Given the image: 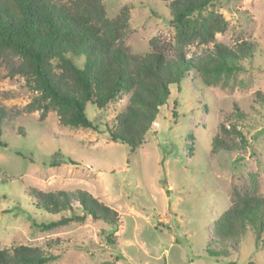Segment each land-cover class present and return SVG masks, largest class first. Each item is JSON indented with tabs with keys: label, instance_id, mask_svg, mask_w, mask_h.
Returning <instances> with one entry per match:
<instances>
[{
	"label": "rangeland",
	"instance_id": "374dc122",
	"mask_svg": "<svg viewBox=\"0 0 264 264\" xmlns=\"http://www.w3.org/2000/svg\"><path fill=\"white\" fill-rule=\"evenodd\" d=\"M109 18L128 7L130 23L124 47L132 56L151 51L150 40L172 42L169 10L157 0H102ZM228 23L216 41L235 47L255 46L243 61L245 71L217 85L205 86L196 73L171 86L146 143L135 153L111 141L108 129L127 106L128 97L105 110L89 104L87 115L98 130L62 126L57 112L40 119L28 105L35 97L16 74L19 58L0 61V108L6 110L0 147V248L39 247L58 256L49 264H264V238L252 231L238 245L220 244L212 228L230 208L234 187L258 181L264 196V0H218L216 9ZM213 45L186 49L194 60ZM173 53L168 59L172 60ZM81 63V61H79ZM227 80V85L225 84ZM235 106L243 111L239 118ZM238 126L244 140L231 152L212 153L222 125ZM21 131V134L20 132ZM47 193L86 191L115 209L121 224L115 232L87 217L51 231L33 226L60 219L34 208L27 189ZM78 213L79 204L74 203ZM70 215L69 212L65 213ZM113 233L114 246L106 236ZM225 255L211 256V252Z\"/></svg>",
	"mask_w": 264,
	"mask_h": 264
},
{
	"label": "trees",
	"instance_id": "16d2710c",
	"mask_svg": "<svg viewBox=\"0 0 264 264\" xmlns=\"http://www.w3.org/2000/svg\"><path fill=\"white\" fill-rule=\"evenodd\" d=\"M169 10V24L175 29L172 42L159 37L150 40L151 51L132 56L124 47L130 23L129 8L114 17L107 16L102 0H0V61L12 55L19 58L15 72L24 78L35 97L28 105L45 119L57 112L62 126L98 130L87 115V106L107 109L122 97L127 106L108 129L112 142L126 145L131 153L146 143V136L171 96V86L179 87L193 72L205 86L217 85L222 78L244 72L243 61L255 56V46L243 41L229 47L216 41L228 23L216 9L218 0H157ZM213 45L212 50L194 60L186 49L193 45ZM173 53L172 60L168 59ZM81 61V63H79ZM227 80L225 84L227 85ZM258 100L264 104V96ZM239 118L245 115L238 106ZM6 110L0 108V147ZM21 134V131H19ZM244 137L238 126L222 125L212 140V153L231 152ZM250 188L234 187L230 208L218 217L212 228L221 245H238L248 231L256 241L264 238V196L252 177ZM34 208L60 219L37 223L36 228L51 231L70 223H84L87 217L108 225L115 232L121 224L119 213L86 191L47 193L27 189ZM79 204L81 214L74 208ZM70 215L66 216L65 213ZM114 246L117 237L106 236ZM225 255L211 252V256ZM58 256L39 247L0 248V264H49ZM107 261L101 264H115Z\"/></svg>",
	"mask_w": 264,
	"mask_h": 264
}]
</instances>
